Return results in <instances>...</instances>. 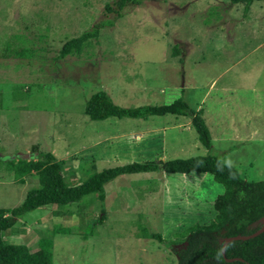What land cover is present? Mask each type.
I'll return each instance as SVG.
<instances>
[{
    "label": "rangeland",
    "instance_id": "rangeland-1",
    "mask_svg": "<svg viewBox=\"0 0 264 264\" xmlns=\"http://www.w3.org/2000/svg\"><path fill=\"white\" fill-rule=\"evenodd\" d=\"M113 2L0 0V156L48 151L69 185L115 165L196 155L217 157L245 180L264 179V1L243 11L229 0H138L120 16L104 10H116ZM104 20L111 25L78 54L56 58L62 41ZM19 47L30 56L9 54ZM98 90L121 107L180 97L200 110L210 146L183 115L89 119L83 104ZM4 163L0 208H12L37 187L36 176L15 182ZM222 190L206 173L123 174L103 185L102 201L90 193L35 208L2 239L34 251L49 238L51 264H175V233L208 222Z\"/></svg>",
    "mask_w": 264,
    "mask_h": 264
},
{
    "label": "trees",
    "instance_id": "trees-1",
    "mask_svg": "<svg viewBox=\"0 0 264 264\" xmlns=\"http://www.w3.org/2000/svg\"><path fill=\"white\" fill-rule=\"evenodd\" d=\"M229 1L233 4L240 3L242 10L246 11L253 1L264 0ZM113 3L116 10L112 9L109 3L104 4V10L115 11L117 16H120L118 10L127 3H138V0H114ZM108 25H111V21H99L77 36L65 39L56 58L78 54L84 43L96 37L100 27ZM5 47L9 46L6 44ZM9 54L18 58L28 57L31 50L26 47L11 48ZM82 113L91 120H103L108 117L145 119L148 116L164 114L187 116L199 143L205 148L210 146V135L200 110L190 109L180 97L166 104L121 107L115 104L105 91L98 90L84 101ZM3 160L5 170L11 172L15 182H23L25 176L35 175L37 187L27 190L19 205L0 208V264H51L52 244L49 238H38L34 251H29L24 244L3 241L2 232L25 212L45 205L76 203L90 193H96L98 200L102 201L103 185L117 176L158 171L179 174L206 173L223 187L222 192L212 199L213 216L208 222H194L175 233L177 238L174 242L180 243L177 249H173L175 264H264V229L246 239L229 240L224 246L223 255L220 252L224 238L248 235L261 227V217L264 216V179L245 180L232 165L213 155L132 161L90 173L81 182L72 185L67 184L63 178L62 160L55 159L48 151L36 150L34 157L25 158L0 156V163ZM54 214L56 215V212ZM100 220L101 216L93 224ZM58 230L62 229H56ZM138 230L139 236L164 243L159 233L140 228Z\"/></svg>",
    "mask_w": 264,
    "mask_h": 264
},
{
    "label": "water",
    "instance_id": "water-1",
    "mask_svg": "<svg viewBox=\"0 0 264 264\" xmlns=\"http://www.w3.org/2000/svg\"><path fill=\"white\" fill-rule=\"evenodd\" d=\"M23 157L25 158L26 155H23ZM261 222H262L261 227L259 229H257L256 231H254L253 233H251V234H248V235H236V236L224 238L223 241H222L221 249H220L221 254L223 255L224 246H225L226 242H228L229 240H232V239H246V238L252 237V236L258 234L259 232H261L264 229V216L261 217ZM227 260H231V259H227Z\"/></svg>",
    "mask_w": 264,
    "mask_h": 264
}]
</instances>
